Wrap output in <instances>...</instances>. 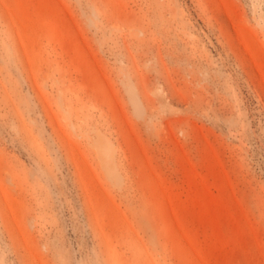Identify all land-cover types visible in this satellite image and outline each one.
Wrapping results in <instances>:
<instances>
[{"label": "rangeland", "instance_id": "374dc122", "mask_svg": "<svg viewBox=\"0 0 264 264\" xmlns=\"http://www.w3.org/2000/svg\"><path fill=\"white\" fill-rule=\"evenodd\" d=\"M0 264H264V0H0Z\"/></svg>", "mask_w": 264, "mask_h": 264}]
</instances>
